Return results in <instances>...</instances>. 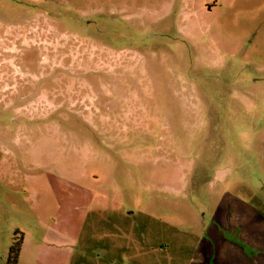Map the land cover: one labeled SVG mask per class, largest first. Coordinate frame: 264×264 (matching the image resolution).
<instances>
[{"label":"rangeland","instance_id":"rangeland-1","mask_svg":"<svg viewBox=\"0 0 264 264\" xmlns=\"http://www.w3.org/2000/svg\"><path fill=\"white\" fill-rule=\"evenodd\" d=\"M259 221L264 0H0V264L255 256Z\"/></svg>","mask_w":264,"mask_h":264},{"label":"crops","instance_id":"crops-1","mask_svg":"<svg viewBox=\"0 0 264 264\" xmlns=\"http://www.w3.org/2000/svg\"><path fill=\"white\" fill-rule=\"evenodd\" d=\"M230 204L232 206L231 208L235 207V209L243 207L239 203L233 200H231ZM229 212L232 213L228 217H225L224 214L221 218L219 217L218 219H215V221L222 228L229 227V229L231 230V228H237L239 225L232 227L234 223L238 222V220L233 221V217H232L233 211L230 209ZM227 213L228 212H226V214ZM227 222H229L228 224L229 226H226ZM249 223H254V219H251ZM259 224L264 225V221H259ZM243 227L244 226H241L240 228ZM237 232H238V241L241 242V244H244L245 247H247L250 251L262 250L263 252H260L255 256L253 255L246 257L238 247L236 249L235 248L230 249L229 245L225 244L223 241H219V242L213 241L211 242V244L209 245V249L207 250L199 246V250H200L199 264H264V245H261L256 240L254 241V238L251 235L250 236L244 235L241 229H237ZM230 245L233 246L232 243H230Z\"/></svg>","mask_w":264,"mask_h":264},{"label":"trees","instance_id":"trees-1","mask_svg":"<svg viewBox=\"0 0 264 264\" xmlns=\"http://www.w3.org/2000/svg\"><path fill=\"white\" fill-rule=\"evenodd\" d=\"M19 246H20V239L19 240L14 239L13 242L8 247L7 250L8 256L12 258L11 264H15V260L17 258L19 251Z\"/></svg>","mask_w":264,"mask_h":264}]
</instances>
